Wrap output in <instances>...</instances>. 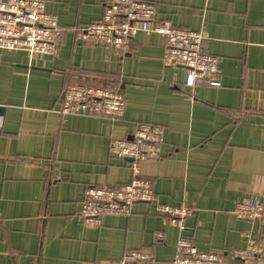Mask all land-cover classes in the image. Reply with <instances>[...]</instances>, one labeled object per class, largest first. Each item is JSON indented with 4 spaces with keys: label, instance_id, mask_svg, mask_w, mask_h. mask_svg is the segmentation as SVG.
<instances>
[{
    "label": "crops",
    "instance_id": "1",
    "mask_svg": "<svg viewBox=\"0 0 264 264\" xmlns=\"http://www.w3.org/2000/svg\"><path fill=\"white\" fill-rule=\"evenodd\" d=\"M40 1L61 28L50 69L0 50V108L23 112L19 136L0 132V264H113L132 251L171 264L182 237L221 253L264 236V222L234 215L239 199L264 204V0H138L156 4L159 23L207 36L221 87L194 89L184 68H165L164 36L138 34L124 54L82 43L79 28L100 21L112 0ZM76 85L117 86L123 117L62 116L64 92ZM142 125L164 130L161 157L141 165L154 201L86 226L89 188L134 179L130 160L109 155L110 142L130 140ZM160 206L195 213L181 231L163 225Z\"/></svg>",
    "mask_w": 264,
    "mask_h": 264
},
{
    "label": "built area",
    "instance_id": "2",
    "mask_svg": "<svg viewBox=\"0 0 264 264\" xmlns=\"http://www.w3.org/2000/svg\"><path fill=\"white\" fill-rule=\"evenodd\" d=\"M82 43L106 46L124 54L131 43L144 33L166 38L165 68L186 70L187 87L220 88L218 59L205 53L208 43L203 32L178 30L169 23L158 22L154 3L138 0H112L105 4L98 22L79 28ZM61 28L58 18L46 12L40 0H0V50L24 52L30 68L49 70L58 53ZM62 116L95 118L108 122L119 121L125 113V99L117 86L83 87L76 85L64 92ZM22 109L7 108L0 126L6 137L21 133ZM164 130L160 126L142 125L130 140H112L109 155L130 160L133 181L113 189L89 188L80 211L86 226L101 228L106 216L129 218L136 204H149L155 193L149 180L141 177V165L161 157ZM163 225L184 230L185 220L195 211L187 207L160 206ZM234 215L247 221L264 222V204L252 198H242L235 204ZM161 238V236H157ZM239 260L242 264H264V236L251 239L244 250L202 252L186 237L178 244L171 264H224ZM113 264H155V258L144 251L127 252Z\"/></svg>",
    "mask_w": 264,
    "mask_h": 264
},
{
    "label": "water",
    "instance_id": "3",
    "mask_svg": "<svg viewBox=\"0 0 264 264\" xmlns=\"http://www.w3.org/2000/svg\"><path fill=\"white\" fill-rule=\"evenodd\" d=\"M5 108H0V116H4L5 115Z\"/></svg>",
    "mask_w": 264,
    "mask_h": 264
}]
</instances>
